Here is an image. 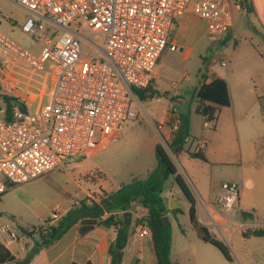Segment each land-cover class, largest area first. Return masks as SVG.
<instances>
[{
    "label": "built area",
    "instance_id": "2783aa9c",
    "mask_svg": "<svg viewBox=\"0 0 264 264\" xmlns=\"http://www.w3.org/2000/svg\"><path fill=\"white\" fill-rule=\"evenodd\" d=\"M8 1L26 12L19 30L39 50L28 51L0 33V59L47 71L49 87L46 103L33 113L17 98L8 114L6 105L0 107V195L9 185L61 170L106 148L135 118L132 89L152 83L162 52L187 56L189 50L171 37L180 19L186 14L203 19L209 40L217 41L231 26V8L240 7L230 0ZM171 118L169 130L175 134L180 124L175 110ZM211 122L204 119L202 128ZM163 126L157 127L158 135ZM239 194L238 184L222 183L214 205L230 213ZM60 216L55 206L39 230ZM146 236L148 230L135 225L129 239ZM0 237L5 245L20 240L9 225H0Z\"/></svg>",
    "mask_w": 264,
    "mask_h": 264
},
{
    "label": "rangeland",
    "instance_id": "374dc122",
    "mask_svg": "<svg viewBox=\"0 0 264 264\" xmlns=\"http://www.w3.org/2000/svg\"><path fill=\"white\" fill-rule=\"evenodd\" d=\"M232 12L234 16L233 31L237 36L232 37L228 29L217 41L209 40L206 22L203 19L187 14L181 25L175 26L171 37L178 46L189 50V52L186 57H184L183 51L171 52L165 49L162 52L159 66L155 70L156 85L153 82L155 94L151 99L142 103L137 98L135 99V118L124 126L122 135L125 137L121 146L113 149L107 148V150L104 148L105 151L101 153L99 151L97 155L93 154L78 159V163L74 165L12 186L3 195L0 202V223L8 224L15 231L19 229V226L21 228L39 227L41 226L39 215L42 212L52 211L55 206H58L60 210L69 209L76 205L75 201L78 203L80 200H86L87 198L77 194L80 188L88 187L94 180L102 178L98 170L86 166L87 161L105 166L115 174V184H126L131 180V177L143 179L146 168L154 167L156 164L154 147L158 143L165 149L170 159L179 162L178 158L172 155L168 143L158 135L156 120L163 115L164 121L167 119L165 129L169 130L172 111L175 110L177 114L180 111L188 114L192 136L188 145L193 149L196 143L193 136L201 138L204 122L201 115L195 112L198 103L193 97V90L202 80L206 81L212 78L211 73L221 76L227 82H230L231 77L236 74H241L244 78L245 74L254 68L252 61L259 59L260 52L264 54V47L260 48V42L257 38H252L251 30L247 27V23L250 21L257 28L252 16L250 14L240 16L234 10ZM17 28L13 34H2L9 36L22 48L36 53L39 50V45L21 34ZM227 34L229 39L226 38L225 41ZM223 41H225L224 45ZM233 49L235 52L232 53ZM222 60L225 61L224 66L220 63ZM250 86L252 87L251 83ZM48 87L49 74L47 71H36L21 63H9L0 59V95L19 99L28 112L33 113L46 103ZM256 88L258 92H261V88ZM261 102L264 103V98H261ZM4 105L5 103L0 98V107ZM225 111L223 110V113H226ZM212 129L213 123L211 122L210 127L204 132ZM212 152L217 153V151ZM238 153V147L233 148L230 156L231 164L220 167L205 166L207 185L213 187L216 184H221L227 180L228 174H233V171L236 170L233 165L238 162ZM72 162L74 161L70 163ZM181 201L184 200L181 198ZM211 205L213 211L211 209L210 212H220L223 215V217L215 215L211 227L217 230L216 235L221 241L228 243L226 245L229 248L232 262H226L216 248L197 238L194 230L189 226L187 215L179 220L180 228L184 229L183 233L179 232V228L174 227L173 229L171 235L172 260L178 264H245L247 252L250 253L254 250L258 253L262 249L256 248L255 239H252V242H249L247 246L233 244L232 247V243H236V240L228 241L229 234L242 226L234 215L230 216V213L218 210L214 202H211ZM28 208L32 211L36 210V212L33 215L28 214ZM1 213L3 214L1 215ZM6 213L13 214L16 223L13 225L7 223L9 220ZM214 223L218 225L215 226ZM225 226H227L226 230ZM31 243L30 249L23 258H27L33 250L34 241ZM186 246L191 248V252H182ZM14 248L12 246V249ZM52 254L53 251L50 250L36 252L33 255L35 258L32 256L34 260L32 261L31 258L28 264H47Z\"/></svg>",
    "mask_w": 264,
    "mask_h": 264
},
{
    "label": "crops",
    "instance_id": "0c3cea01",
    "mask_svg": "<svg viewBox=\"0 0 264 264\" xmlns=\"http://www.w3.org/2000/svg\"><path fill=\"white\" fill-rule=\"evenodd\" d=\"M245 1L250 9L246 10V8L243 9L241 7L236 9L235 7H232L231 26L228 29L230 30L232 37L237 36V34L233 31L234 16L232 10L240 16L250 14L255 20L257 28L252 25L250 21L247 23V27L251 30L250 32L252 34V38H257L258 42H260V48H262L264 47V0ZM185 16L177 23V27L181 25ZM25 17L26 12L23 9L10 3L8 0H0L1 34H13L15 28L20 27ZM3 22L5 26L4 28ZM228 37L229 36L227 34L225 41L229 39ZM225 41H223V45L225 44ZM220 44L222 43L220 42ZM233 52H235V49L232 50V53ZM235 58H237V55H235ZM258 60L252 61L254 68L245 74L246 76L244 78L241 74H236L231 77L230 82H227L224 78L217 74H210L212 75V78H220L225 81L230 96V105L228 107L217 108L216 120L214 123L212 122L213 129L211 131L204 132L206 129H202L201 138L193 136V140L196 142L193 149H191L190 145H188V141L192 137L190 122V138L187 140L184 150L176 156L179 162L171 159L176 167L177 173L184 179L195 198L197 219L202 225L207 226L210 232L216 237L217 230L211 227L212 222L209 220L208 214H212L214 218L215 215H217L214 214V212H210L212 209L211 202H213L222 183H236L240 186L237 207L230 212V216L234 215L239 224L245 229H264V103L261 102V98H264V61H262L264 60V54L261 52L259 53ZM158 66L159 60L156 69ZM153 82L156 85L155 76ZM154 83L153 89L155 90ZM250 83L252 87L250 86ZM256 87L261 88V92H258ZM236 104H238V107H236ZM223 110H226V113H223ZM178 114L185 113L180 111ZM166 120L167 119H165V122ZM160 131L161 135L159 136H162L167 143H170L174 133L165 129V124ZM122 133L123 130L113 142L107 145L105 149H113L121 146V142H123L125 137ZM236 147H238L239 156L237 160L238 162L233 165L236 168V170L233 171V174H228L227 180L223 181L221 184H216L213 187L211 185H207L205 166L220 167L226 164H231V152L233 148ZM105 149L99 153L105 151ZM197 151L203 154L206 161L190 157L189 153ZM212 151H217V153ZM76 163H78V160L67 164V166L74 165ZM86 166L90 169L98 170L102 175L100 180H94L90 183V186L81 187L80 191H78L77 194L84 196L87 200L92 199L94 193H100V191L109 192L123 184H115V174L111 173L105 166L94 162L90 163L89 161L86 162ZM153 168V166H148V168H146L144 178ZM130 179H132V177ZM181 198L184 200L183 202L181 201ZM162 199L168 211L166 219L170 224L172 235L174 227L176 229H178V227L180 228V218L186 215L188 216L189 204L174 183L173 177H170L166 181L162 193ZM74 203L77 204V201ZM67 210L68 209L61 210V215H63ZM173 210H177L179 212L173 214L171 213ZM128 211L130 212L129 226L132 230L135 226L136 220L144 217L147 211L145 208L136 203L132 204ZM27 212L28 214L33 215L36 210L32 211L28 208ZM50 212L51 211H46L45 213L42 212L39 215L40 224L43 223ZM241 212L250 214L253 219L251 221H242L240 217ZM2 214L3 213H1V215ZM5 215L9 220L7 223L9 222L11 225L16 223L15 216L13 214L6 213ZM118 215L122 214L119 213ZM0 225L2 224L0 223ZM78 226L79 224H75L53 245L41 248L37 251H53V254L48 259L47 264H86L87 262H90L91 264H109L110 258L107 250L109 245L115 239V228L112 226H98L85 236H79ZM242 227L229 234L228 241H232L233 239L236 240V243H232V247L233 244L236 246H247L249 242H252V239H255L256 241H254V243L256 244V248H261L262 250L258 253L254 250L250 253L247 252L245 256L247 263L245 262V264H264V237L243 238L241 233L244 229ZM32 228L33 227L21 228L19 226L16 233L20 240L12 245H5L0 237V244H2L14 258L13 262L9 264H16L20 262L23 259L24 254L30 249L32 245L31 241H34L33 244H35V241L37 240L36 235H27V231ZM224 229L226 230L227 226H225ZM12 246L15 248L12 249ZM190 249V247L186 246L182 252L190 251ZM34 258L31 260L33 261ZM170 260L174 262L172 260V243L170 249ZM121 264H155V257L152 250L150 236L137 239L134 242H131L130 239H128V243L122 252Z\"/></svg>",
    "mask_w": 264,
    "mask_h": 264
},
{
    "label": "trees",
    "instance_id": "16d2710c",
    "mask_svg": "<svg viewBox=\"0 0 264 264\" xmlns=\"http://www.w3.org/2000/svg\"><path fill=\"white\" fill-rule=\"evenodd\" d=\"M233 4H238L241 8L249 10L245 0H230ZM204 79V76H202ZM139 102H145L151 99L155 94L152 83L143 90L132 89ZM193 97L197 101L195 112L201 115L203 119L216 120V111L218 107H228L230 105V96L227 85L220 78H210L202 80L193 90ZM0 98L6 105L7 114L12 107V101L16 98L0 95ZM23 106V104H22ZM180 121L177 132L174 134L168 147L173 156H177L184 150L187 140L190 138V119L188 114H178ZM8 119V116L6 117ZM157 127L165 124L163 115L156 120ZM191 158L206 161L205 157L199 151L189 153ZM155 166L149 171L144 179L132 178L128 183L118 186L109 192L100 191L93 195L90 200H80L76 205L70 207L60 218L44 231L39 227H33L28 236L36 235L34 248L27 258H23L16 264H28L32 256L41 248H46L58 241L72 226L79 224L78 235L85 236L95 227H114L115 239L109 245L107 253L109 255V264H121L122 252L128 243L131 228L125 227L122 215L128 211L132 204L136 203L145 208L147 213L144 217L137 219L135 225L144 226L150 236L152 250L155 257V264H178L170 260L171 249V227L162 218L166 217L167 209L163 203L162 193L166 181L173 177L174 183L180 190L189 204L188 218L191 228L194 230L197 238L216 248L226 262L231 263L232 257L228 246L218 237L213 235L207 226L202 225L196 216L195 198L184 179L177 173L174 163L171 161L165 149L158 143L154 147ZM14 185H9L8 190ZM7 190V191H8ZM6 191V192H7ZM5 192V193H6ZM0 195L1 197L5 194ZM177 210L171 213L176 214ZM242 221L253 218L250 214L240 213ZM179 228V227H178ZM37 230L36 232L33 230ZM183 233V230L180 229ZM243 238L264 237V229H244ZM14 258L11 253L0 244V264H9ZM86 264H91L87 262Z\"/></svg>",
    "mask_w": 264,
    "mask_h": 264
},
{
    "label": "water",
    "instance_id": "95a60500",
    "mask_svg": "<svg viewBox=\"0 0 264 264\" xmlns=\"http://www.w3.org/2000/svg\"><path fill=\"white\" fill-rule=\"evenodd\" d=\"M122 218H123V224L125 227H128L130 225V212L129 211H126L124 213H122ZM166 217H163L162 218V222L163 224L166 223Z\"/></svg>",
    "mask_w": 264,
    "mask_h": 264
}]
</instances>
